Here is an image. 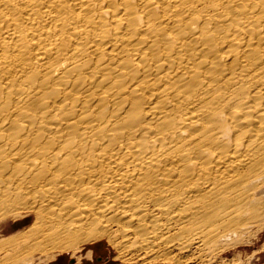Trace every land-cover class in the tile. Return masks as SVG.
<instances>
[{"label":"bare ground","instance_id":"6f19581e","mask_svg":"<svg viewBox=\"0 0 264 264\" xmlns=\"http://www.w3.org/2000/svg\"><path fill=\"white\" fill-rule=\"evenodd\" d=\"M263 230L264 0H0V264H239Z\"/></svg>","mask_w":264,"mask_h":264},{"label":"rangeland","instance_id":"374dc122","mask_svg":"<svg viewBox=\"0 0 264 264\" xmlns=\"http://www.w3.org/2000/svg\"><path fill=\"white\" fill-rule=\"evenodd\" d=\"M24 220H23V219ZM21 219H9V223H15L14 225V229L13 231L16 232L17 231H21L22 229L26 228L28 226V224H30V221L33 219V216L30 215H24V217H22ZM31 219V220H30ZM14 220V221H13ZM18 220V222H16ZM21 222V225H20ZM12 231V232H13ZM256 237V238H255ZM260 237V238H258ZM255 239V243L252 242V244L248 243V245L244 244V245H239L240 247H238L239 249H241L242 247H244V249H246V252H242L241 256H242V260L237 263L239 264H264V251L260 252L259 255H257V257H250L252 255V251L257 249H260L262 247V245H264V230L262 232L259 233V235H255L254 238ZM259 239V240H258ZM259 247V248H258ZM89 248L94 249V252L92 253V256L90 258H87V250ZM233 250H231V252L227 253L229 258H233V256L235 257V253L232 252ZM238 254V253H236ZM35 255V257L33 256ZM39 255V256H38ZM50 256V253H35L32 254V260L33 262L29 261L30 264H43L44 262H46V264H127V263H123L122 261H120L119 259H116L117 253H114V250L112 247H110L108 245V243L104 240H100L96 243H88L84 245V248L80 251V253H77L76 255L72 256V253L70 252H64V253H58L55 257H48ZM42 256L44 258H42ZM80 256V260L78 263H76V257ZM40 258V260H39ZM76 258V259H75ZM43 260V261H41ZM29 262L27 264H29Z\"/></svg>","mask_w":264,"mask_h":264}]
</instances>
